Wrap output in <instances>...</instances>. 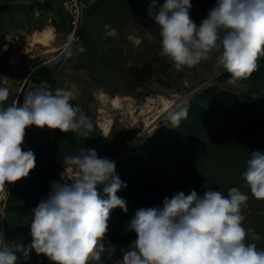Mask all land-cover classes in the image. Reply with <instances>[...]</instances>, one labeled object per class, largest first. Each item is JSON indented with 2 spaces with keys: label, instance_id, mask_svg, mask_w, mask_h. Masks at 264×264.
I'll use <instances>...</instances> for the list:
<instances>
[{
  "label": "rangeland",
  "instance_id": "1",
  "mask_svg": "<svg viewBox=\"0 0 264 264\" xmlns=\"http://www.w3.org/2000/svg\"><path fill=\"white\" fill-rule=\"evenodd\" d=\"M62 1L0 0V33L13 31L19 38L0 55V87L10 92L4 105L22 104L24 94L37 88L72 90L70 102L94 125L87 136L26 129L22 148L34 153L35 167L7 185V194L0 193V230L6 243L30 246L31 210L47 197L53 181H68L76 173L64 167V157L85 148L115 162L122 182L117 196L127 208L111 210L98 264L123 258L136 239L128 225L137 210L162 209L166 198L181 191L188 195L195 190L202 197L208 190L227 195L232 187L239 188L249 197L241 209L244 227L260 237L248 242L264 249V200L252 196L242 177L251 153L264 154V56L249 78L235 84L216 54L177 70L159 54V27L147 14L151 0H88L73 36ZM164 2L156 0L158 7ZM215 3L191 0L190 18L197 26ZM45 28L52 30L54 50L43 54L32 36ZM99 92L121 96L123 106L102 104ZM160 99L170 101L171 109L163 110ZM185 110L178 125L172 121ZM103 115L112 119L108 134L98 126ZM103 188L98 185L97 191L107 199ZM15 254L16 264H52L34 250L27 257L22 251Z\"/></svg>",
  "mask_w": 264,
  "mask_h": 264
},
{
  "label": "clouds",
  "instance_id": "2",
  "mask_svg": "<svg viewBox=\"0 0 264 264\" xmlns=\"http://www.w3.org/2000/svg\"><path fill=\"white\" fill-rule=\"evenodd\" d=\"M191 0H151L147 14L159 27L160 55L177 70L194 67L216 54V61L230 74L229 82L249 78L264 56V0H216L199 26L190 18ZM10 95L0 87V193L7 185L29 175L35 167L32 151L22 148L26 129L75 132L87 136L93 122L74 99L72 90H29L23 103L5 106ZM186 110L171 117L177 125ZM64 167L76 174L68 181H53L47 197L31 210V244L13 248L0 230V264H16V251L27 257L34 250L52 264H93L104 252L110 212L127 211L117 196L122 182L115 162L99 157L95 149H81L64 157ZM242 177L252 196L264 200V154L251 153ZM98 185H104L107 199ZM126 186V185H125ZM249 197L237 187L227 195L208 190L200 197L193 190L164 200L163 208H141L128 225L136 239L115 264H264V249L252 241L260 237L244 227L242 206ZM115 249H112L114 252Z\"/></svg>",
  "mask_w": 264,
  "mask_h": 264
},
{
  "label": "bare ground",
  "instance_id": "3",
  "mask_svg": "<svg viewBox=\"0 0 264 264\" xmlns=\"http://www.w3.org/2000/svg\"><path fill=\"white\" fill-rule=\"evenodd\" d=\"M17 36H15L13 38V41H16V40L19 39ZM32 37H33V44H34L33 46H35V48H36L38 53H43L44 54V53H49L50 51L54 50V47L51 44V40L53 38V34H52V30L50 28H45V29H43V31L39 32L38 34H34ZM17 48L19 50H21L22 49V45L18 44ZM33 53L36 54V51L35 52L33 51ZM13 58L15 59L16 55ZM98 98H100L102 104H104V105L109 104L110 106H112L114 108L121 107L124 104L123 103L124 99L121 96H117V95L109 97L107 94H105L103 92H99V97ZM151 101H154V100H151ZM159 101H161V99ZM161 104L164 107L163 110L171 109L170 107L172 105H170V101L162 99ZM129 112H130V110H129ZM146 122L148 123L147 119H146ZM98 126L103 131L104 134H108L110 132L111 128H112V119H111V117L108 116V115H103V116L99 117ZM75 174L76 173L71 174V177H73Z\"/></svg>",
  "mask_w": 264,
  "mask_h": 264
},
{
  "label": "built area",
  "instance_id": "4",
  "mask_svg": "<svg viewBox=\"0 0 264 264\" xmlns=\"http://www.w3.org/2000/svg\"><path fill=\"white\" fill-rule=\"evenodd\" d=\"M88 0H63L62 6L65 12L68 15L70 26L72 28L69 35L73 36L76 30V27L79 24L81 14L83 9L87 7ZM16 36L15 32H10L4 37L0 38V54L8 51L10 46L13 44V38Z\"/></svg>",
  "mask_w": 264,
  "mask_h": 264
},
{
  "label": "crops",
  "instance_id": "5",
  "mask_svg": "<svg viewBox=\"0 0 264 264\" xmlns=\"http://www.w3.org/2000/svg\"><path fill=\"white\" fill-rule=\"evenodd\" d=\"M2 37H4V36H2L1 33H0V38H2Z\"/></svg>",
  "mask_w": 264,
  "mask_h": 264
}]
</instances>
